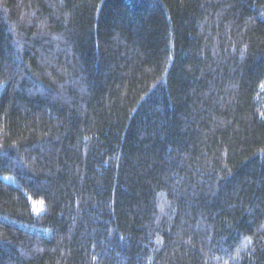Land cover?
<instances>
[{
	"label": "trees",
	"instance_id": "16d2710c",
	"mask_svg": "<svg viewBox=\"0 0 264 264\" xmlns=\"http://www.w3.org/2000/svg\"><path fill=\"white\" fill-rule=\"evenodd\" d=\"M0 264H264V0H0Z\"/></svg>",
	"mask_w": 264,
	"mask_h": 264
}]
</instances>
